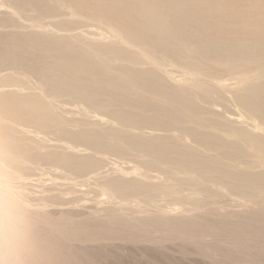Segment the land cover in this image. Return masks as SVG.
<instances>
[{
    "label": "bare ground",
    "instance_id": "6f19581e",
    "mask_svg": "<svg viewBox=\"0 0 264 264\" xmlns=\"http://www.w3.org/2000/svg\"><path fill=\"white\" fill-rule=\"evenodd\" d=\"M3 1L0 264H120L127 244L168 243L216 264H264V0H246V14L234 0H201L194 22L179 0H106L129 6L147 32L110 24L98 37L26 24L44 0ZM209 61L257 69L229 86L203 71ZM213 99H233L242 119ZM109 154L135 164L98 172ZM39 170L72 193L95 171L83 182L103 198L89 211L77 198L50 209L65 199L57 183L28 190ZM209 190L237 195L243 209H203Z\"/></svg>",
    "mask_w": 264,
    "mask_h": 264
},
{
    "label": "rangeland",
    "instance_id": "374dc122",
    "mask_svg": "<svg viewBox=\"0 0 264 264\" xmlns=\"http://www.w3.org/2000/svg\"><path fill=\"white\" fill-rule=\"evenodd\" d=\"M179 1H182L181 2L182 3V10H181L182 14H184V15L185 14H193L195 16H198L196 19L191 20L193 22L197 21L199 16L202 17L203 15H205V13L207 11V10H203V8H201V9L196 8V5L201 0H179ZM234 1H235V6H237V4L240 3L238 5V7L242 6L241 9L245 14H246V12L250 11L247 4H246V0H234ZM0 2H1L0 3V9H1L0 11L5 10L6 6H3V4H2V2H4V1L0 0ZM188 2H189V4H188ZM211 2H212V0H209V5L210 6L213 5L212 7L215 8V5L217 2L216 1H214V3L213 2L211 3ZM59 4H60V6H59ZM61 4H62V6H61ZM43 5L44 6L41 9L31 11L30 16H28L29 19H27L24 22L26 24H30L32 22L39 20L41 23H43V25H47L50 28H53L55 30L58 29L62 33L84 34V35H88L91 37H98L99 33L107 30V28L110 24L119 25L121 27L128 28L130 31H134V32L138 31V30H140L142 33L147 32L146 23L140 17H137L135 12L133 10H131V8L125 4L117 5L115 7H111L113 5L112 2L106 1V0L105 1H99V0H67L65 3L63 1H60L57 3L56 0H53V1L44 0ZM244 5H245V7H244ZM1 6H3V7H1ZM82 7L84 9H82ZM156 8L160 9V7H158V6H156ZM93 9H95V10H93ZM88 10L91 12H89ZM96 10L99 12V14H98V12H96ZM35 12L37 15L39 14V17H37ZM84 12H86V13H84ZM104 13H106V14H104ZM181 13H180V15H182ZM33 15H34V17H33ZM78 20H80V21H78ZM212 21H215V18H208L207 22L213 24L214 27L217 29L218 25L216 26L215 23H212ZM3 23L4 24H11V22L9 21V18H7L6 21H3ZM75 26H78V27H75ZM199 26H201V25H199ZM219 27H222V26L219 25ZM200 59L201 58L195 59V60H200ZM167 65H168L167 69H170V71L174 70L173 74L175 73L174 75L179 77L180 71L178 69H180V68H173L174 66L171 67V64H169V63ZM204 65L206 67L202 66V68L204 69L203 71L205 73L207 72V74H209L213 77H216L223 82L226 81V83L229 86H231V85L233 86L234 82H235V80L231 79V78L238 77V74L254 73V72H256V69H257L256 67H252L253 65H251L252 71H251V68H248V67H246L245 68L246 70H244V71L230 70L224 66H221L220 62L214 63V62H210V61L208 63H205ZM212 101H214V103H213L214 105L211 103L212 104L211 106L216 108L219 112L228 114V116H230L232 118L234 117L235 119H242V116H240V114L238 113L239 111H237L238 107L235 106V104H234L235 102L233 101V99H231L228 102V105H224L223 102H221L217 99H213ZM232 104H233V106H230ZM66 106L67 107L70 106L69 108H73L74 105L73 106L72 105H66ZM227 107H228V109H227ZM74 108H76V107L74 106ZM236 115H238V116H236ZM114 158L116 160H114ZM105 161L106 162H104V164H106V163L107 164L101 165L98 172L99 171L101 173L111 172L118 165L125 167V168H127V171H130L131 168L135 164L134 162H132L130 160H121L117 156L110 155V154L107 155ZM86 172L88 174L84 173L85 175L81 176L80 178L78 177L76 179V181L74 182L76 185L77 191L73 192V193L70 192L68 190V187H67L69 185V180H66V179L61 178V177H56L54 175L52 176V174L43 172V170L42 171L39 170L37 173H34V174L31 173L32 175H29V177H28L29 183L27 184V188L29 187L28 190H30V192H32L33 194L34 193L38 194V190H42V186H44V187L47 186V187L51 188V187H53V185H55L57 183V187H58L59 191H61L63 193L62 197H64L65 200L62 199V200H60L61 203L59 202L58 204L50 205L49 206L50 209H53L52 206L55 207L54 209H56V208H61V209L70 208L72 205V202H73L72 199L77 198L79 201L77 203L80 206L78 209L83 211V212L89 211V210H91L92 206L95 204L94 197L103 198V196H99L98 194H96L94 192L93 193L90 192L91 187L89 185H86V183L83 182L84 178L94 176L97 172H95V171H94V173L90 172V171H86ZM154 174H156V172H154ZM66 182H67V184H65ZM49 183H51V184H49ZM184 188H186V187H184ZM51 192L54 193V192H57V190H54V191L51 190ZM203 193H206L205 190H203ZM209 193L214 194L213 196H211V199H214V200L205 201L206 203H205V206H203V209H206V208L207 209H218L221 211H226V209H229V210H242L243 209V207L239 203V197L237 195H234V196H233V194L215 195V193L210 192V190H209ZM63 203H66V204H63ZM164 203H165V201L163 202V204ZM261 203L264 204V201ZM224 204H225V206H224ZM178 205H181V204L172 203L171 206H172V208H174L175 206L177 207ZM64 207H66V208H64ZM174 209L179 211L181 209V206H178L177 209L176 208H174ZM170 244H172V245L170 246ZM115 245L118 247L120 246L119 243H115ZM128 245L129 246L133 245V246L129 247ZM167 245H168V247L170 246L169 249L162 248L160 250V248H146L143 246H136L134 244H131V245L127 244L126 246H124V249H123V251L126 249L125 251L127 254H125V251L123 252L124 254H121L122 249H120L121 250V252L119 254L120 257L117 258L116 260H118V262L120 264L123 262H124L123 264H133V263H131V262H133L132 259H134L133 257L136 256V258H137L136 264H216L215 262H213L207 258H203L202 256H198V255L197 256H194V255L184 256L183 254L176 251L175 248H177V247L175 246V244L168 243ZM116 246L113 245L111 247L116 248ZM111 247H109V248H111ZM163 249H165V250H163ZM117 250H119V249H117ZM142 251L148 253L152 263L149 261V259L141 257L140 254ZM131 254H133L134 256H132ZM121 255H123L124 257H122ZM129 255H131V256H129ZM129 257H131V258H129ZM121 259H122V261H121Z\"/></svg>",
    "mask_w": 264,
    "mask_h": 264
}]
</instances>
